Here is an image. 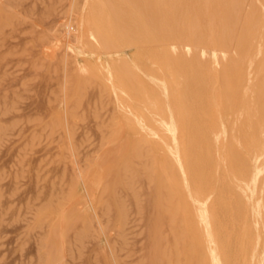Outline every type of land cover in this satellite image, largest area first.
Listing matches in <instances>:
<instances>
[{
    "label": "bare ground",
    "instance_id": "6f19581e",
    "mask_svg": "<svg viewBox=\"0 0 264 264\" xmlns=\"http://www.w3.org/2000/svg\"><path fill=\"white\" fill-rule=\"evenodd\" d=\"M68 2L72 12L79 11L63 23L76 31L62 35L64 57L69 61V51L85 47L79 54L86 62L76 57L79 71H95L114 90L121 128L141 132L134 146L138 156L144 158L146 145L159 154L145 163L153 212L146 226L150 264H159L162 254L159 225L165 220L168 226L166 214L178 210L212 264H226L233 247L246 249L245 239L254 241L251 250L261 255L260 263L255 260L264 264V0ZM107 55L117 57L114 66ZM214 191L225 209L215 218L209 209ZM164 231L169 235L168 227Z\"/></svg>",
    "mask_w": 264,
    "mask_h": 264
},
{
    "label": "rangeland",
    "instance_id": "374dc122",
    "mask_svg": "<svg viewBox=\"0 0 264 264\" xmlns=\"http://www.w3.org/2000/svg\"><path fill=\"white\" fill-rule=\"evenodd\" d=\"M60 1L0 0V264H150L153 212L145 170L159 154L146 145V157L138 156L134 146L141 132L121 128L114 90L95 71H79L76 57L86 62L79 54L85 47H76L74 55L69 51V61L64 57L62 35L71 29L63 23L79 10ZM107 56L114 66L117 57ZM219 205L220 193L214 191L209 201L214 218L225 210ZM184 216L183 210L166 214L168 226L165 220L159 225V264H212L186 231ZM252 221L251 215L254 230ZM253 242L245 239L241 253L233 247L226 264L260 263Z\"/></svg>",
    "mask_w": 264,
    "mask_h": 264
}]
</instances>
